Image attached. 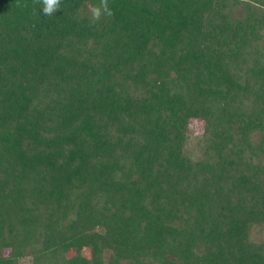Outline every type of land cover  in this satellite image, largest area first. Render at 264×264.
<instances>
[{"label":"trees","instance_id":"obj_1","mask_svg":"<svg viewBox=\"0 0 264 264\" xmlns=\"http://www.w3.org/2000/svg\"><path fill=\"white\" fill-rule=\"evenodd\" d=\"M99 3L0 0V264H264V0Z\"/></svg>","mask_w":264,"mask_h":264},{"label":"clouds","instance_id":"obj_2","mask_svg":"<svg viewBox=\"0 0 264 264\" xmlns=\"http://www.w3.org/2000/svg\"><path fill=\"white\" fill-rule=\"evenodd\" d=\"M34 3L41 4L43 15L49 17L54 15V13L59 10L61 0H34ZM90 12L93 22L100 20L103 14L108 16L113 14L108 6V0H100V3L93 7Z\"/></svg>","mask_w":264,"mask_h":264},{"label":"rangeland","instance_id":"obj_3","mask_svg":"<svg viewBox=\"0 0 264 264\" xmlns=\"http://www.w3.org/2000/svg\"><path fill=\"white\" fill-rule=\"evenodd\" d=\"M193 128H194V130L197 131V132H199V131L201 130V129L198 127L196 121L194 122V127H193ZM195 131H194V132H195Z\"/></svg>","mask_w":264,"mask_h":264}]
</instances>
